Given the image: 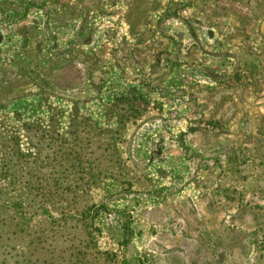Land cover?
I'll list each match as a JSON object with an SVG mask.
<instances>
[{"label": "rangeland", "instance_id": "374dc122", "mask_svg": "<svg viewBox=\"0 0 264 264\" xmlns=\"http://www.w3.org/2000/svg\"><path fill=\"white\" fill-rule=\"evenodd\" d=\"M261 7L259 0H0V156L6 155L0 158L14 162L9 156L15 135L26 151L39 149L34 135L43 148L57 144L61 133L74 152L86 143L82 167L71 170L74 176L67 170L60 175L74 192L68 211L77 215L75 209L107 205L110 213L100 214L90 237L100 252L115 254L110 258L116 264H213L222 251L223 264H264V220L252 229L249 255L237 260L239 218L226 228L223 207L206 213L213 198L185 189L198 160L217 155L225 139L206 144L204 135L191 130L219 123V109L209 98L216 85L210 75L227 71L224 58L213 67L210 27L218 29V42L226 37L231 8L251 14L247 28L254 30L264 16ZM207 99L210 110H195ZM44 157L45 151L39 161ZM46 166L40 171L45 176ZM3 187L0 202L10 207L11 191ZM38 207L25 209L28 216L37 213L33 231L61 237L46 225L62 217L61 208L45 213ZM78 217H71L73 230L80 228ZM127 219L134 234L126 246L118 227ZM212 236L213 247L200 243ZM18 237L22 242L20 232Z\"/></svg>", "mask_w": 264, "mask_h": 264}, {"label": "crops", "instance_id": "0c3cea01", "mask_svg": "<svg viewBox=\"0 0 264 264\" xmlns=\"http://www.w3.org/2000/svg\"><path fill=\"white\" fill-rule=\"evenodd\" d=\"M245 1L249 5L257 2ZM259 1L262 13L264 0ZM226 12V15L233 17V22L228 20L225 23L227 28L230 27L226 31V37L223 36L218 42V29L211 26L209 31L210 40L216 42V46H211L209 51V55L215 60L213 67H218L217 61L224 58L223 63H226H222V66L227 71L223 76H217L213 72L210 75L216 85L208 89L209 98L214 101L215 108L219 109V123L215 127L204 124L191 127L193 132L204 135L203 141L206 144L211 145L221 136L225 139L221 140L222 150L217 151V155L213 156L214 152H210L204 155L206 159L198 160L196 174L189 180L191 183L186 184L185 189H189L193 196L209 195L213 198L214 202L205 207L206 213H214L218 207H223L227 212L224 224L226 228L231 226V221L239 218L243 231L242 245L233 242L239 245L234 247L237 252L233 253L235 258H244L255 244L252 229L264 220V16L257 18V28L250 30L247 24L251 14L231 8ZM188 31L191 35L192 32L189 29ZM192 34L195 36V33ZM254 40L263 45L259 42L257 46H253ZM222 44L225 47L219 48ZM194 94L200 95V91H194ZM197 95L195 100L198 99ZM200 100L204 99L200 97ZM194 107L201 113L211 109L208 99L200 107ZM187 186H193V189ZM170 234L173 235V232ZM181 234L182 242L183 239L189 240L185 234ZM216 235L219 236L218 233ZM215 239L212 236L210 240H206L208 242L203 238L199 241L211 248ZM185 244L186 241L183 249ZM260 257L264 260V251L260 252ZM225 260V252H218L213 264H223ZM246 260L247 256L244 261L247 262Z\"/></svg>", "mask_w": 264, "mask_h": 264}, {"label": "trees", "instance_id": "16d2710c", "mask_svg": "<svg viewBox=\"0 0 264 264\" xmlns=\"http://www.w3.org/2000/svg\"><path fill=\"white\" fill-rule=\"evenodd\" d=\"M33 137L38 140L39 149L28 148L26 151L19 145L20 135H15L10 138L14 146H11L9 156L12 158L10 161L14 162L9 163V160L0 158V194L4 190L3 186H7L12 198L10 207L0 202V261L3 264H116V260L110 258L115 254L106 256L100 252L90 237L96 230L94 224L100 214L110 213L107 205L101 203L90 208L75 209L77 215H70L68 211L67 200L74 192L69 188L71 185L61 180L60 175L67 170L68 176H74L76 171L71 170L76 166L82 167L83 157L89 155L86 152L89 147L83 143L74 152L68 146L67 133H61L60 138H57L58 143H48L46 148H43L38 135ZM43 151L47 157L39 161ZM2 156H6L5 153H1ZM45 166L50 169L47 176L40 172ZM63 166V169L58 168ZM28 202L30 204L26 205ZM32 203L38 204L37 212L51 213L50 207L61 208L62 217L46 223L49 231L59 229L61 237L51 240L52 235L49 236L45 231L43 236L33 231L36 225L32 223V217L37 213L28 216L25 210ZM74 216H79L76 224L80 227L78 230H73L74 225L70 223ZM132 223L127 219L118 227L123 236V245L127 246L132 241ZM69 228L73 233L66 231ZM19 232L23 243L19 240Z\"/></svg>", "mask_w": 264, "mask_h": 264}]
</instances>
